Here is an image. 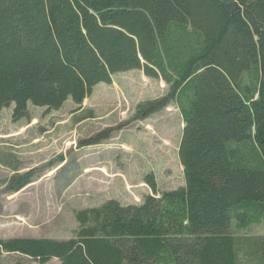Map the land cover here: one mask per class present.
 <instances>
[{"label": "trees", "instance_id": "1", "mask_svg": "<svg viewBox=\"0 0 264 264\" xmlns=\"http://www.w3.org/2000/svg\"><path fill=\"white\" fill-rule=\"evenodd\" d=\"M134 69L170 87L137 118L182 114L185 185L160 191L148 174L153 194L79 211L72 238H0V264H264V235L231 229L264 221V0H0V112L14 104L15 120Z\"/></svg>", "mask_w": 264, "mask_h": 264}, {"label": "rangeland", "instance_id": "2", "mask_svg": "<svg viewBox=\"0 0 264 264\" xmlns=\"http://www.w3.org/2000/svg\"><path fill=\"white\" fill-rule=\"evenodd\" d=\"M162 77L134 69L99 83L82 104L68 99L60 109L30 105L29 116L15 120L14 104L0 112V238L69 239L80 227L77 213L115 199L141 204L153 194L145 180L155 176L160 191L184 186L179 147L184 121L168 106L137 118L139 104L168 94ZM33 171L31 182L10 190L17 173ZM236 234L264 235V221L246 228L232 223ZM4 252L3 264L22 259Z\"/></svg>", "mask_w": 264, "mask_h": 264}]
</instances>
